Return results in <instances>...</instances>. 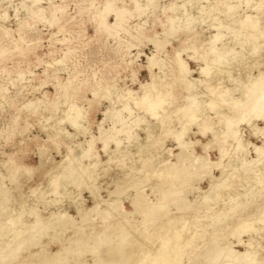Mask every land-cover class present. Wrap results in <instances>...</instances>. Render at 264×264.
Segmentation results:
<instances>
[{"label":"rangeland","instance_id":"1","mask_svg":"<svg viewBox=\"0 0 264 264\" xmlns=\"http://www.w3.org/2000/svg\"><path fill=\"white\" fill-rule=\"evenodd\" d=\"M119 10L121 12L118 15L122 20L117 22L116 11ZM247 16L258 24V27L255 25L256 31L254 27H242L241 23ZM170 18L172 21H169ZM260 32L263 34L259 37ZM217 33L221 35L220 38L210 44L211 37ZM250 34L257 37L254 39ZM153 38L162 41L164 46L156 48L151 42ZM263 41L262 0H36L35 3L31 0H0V191L11 199L6 203L0 200V223L9 216L20 218L16 228L8 224H2L3 229L0 226V259L1 256H7L6 246L15 248L14 235L10 231L12 228L23 230L21 223L34 221L36 214L43 222L51 221V212L65 211L78 224L69 231L64 230L61 238L73 236V232L78 230L77 234L83 233L81 239L87 240V243L84 241L81 244L93 246V239L89 235L95 232L94 229L101 230L106 223L111 226L119 221L122 228L113 227L114 232H110V236L121 242L125 232L130 234L129 239L133 238L137 243L128 244L135 248L140 246L135 259L138 261L137 258L142 259L145 251L152 254L159 248L154 238L149 241L146 236H160L164 232L163 229L162 233L153 230L155 226L147 228L145 224L147 230L144 227L145 214L140 211L135 213L130 202L137 196L139 189L142 197L149 202L147 206H152L158 203L163 195L161 193L173 184L172 188L175 186L181 193L180 198L170 196L172 200L169 197L170 201H166L169 217L172 221L178 218L189 223L196 219L200 233L190 256H183V264H195L196 253L200 258L202 249L208 247L211 238L215 237L221 238L220 244L224 248L230 246L231 250L233 248L234 252L240 254L245 247L237 244L233 232L235 225L239 226L242 220V224L248 221V225L251 224L257 232L243 233L239 240L246 242L252 239V248L258 252L254 262L264 264V231L260 230L264 223L257 221L264 210V193L259 194L261 185L254 178L255 173L264 170V158L261 162L249 163L257 158L253 148L248 146L246 154L242 156L234 152L229 140V147L225 144L228 153L220 156L217 151L219 146L210 133L202 135L197 126L199 121L201 123L211 117L210 123L215 128L224 129V123L206 106L207 100L216 98L218 93L225 99L231 95L240 96L245 85H248V76H255L260 70L264 72ZM212 45L219 49L230 48L229 54L225 56L230 61L228 64H213L215 55L210 50ZM176 55L187 62L190 69L188 78L199 79L192 88L184 86L177 78ZM206 63L211 68L208 76L199 73V67ZM148 86H151L153 95L162 93L167 98L163 110H158L160 116L157 118L152 117L144 107H135L134 104L136 99L144 96ZM208 86L216 87L217 92L211 95ZM128 91L134 99L128 98ZM190 97H195L199 103L194 117L200 118L192 123L187 115ZM71 105L81 113L77 120L78 126H72L66 118L73 115L68 110ZM126 108H131L133 114ZM226 108L223 107L221 111L233 117L235 112L231 111L233 114H230V108ZM118 120L119 123L116 122ZM250 125L264 127L263 122L254 117L250 118ZM250 125L245 122L237 125L242 138L264 149V135H253ZM104 132L110 136L106 148L103 143ZM114 139L120 141L118 146ZM180 141L190 142L188 149L191 152L187 148L186 151L191 157L205 155L208 162H214L211 172L205 170L196 174L194 169L197 165L190 168L180 153L182 159H178L177 153L183 149L177 145ZM207 142L213 145L210 143V148L203 150L202 144ZM238 160L246 165L249 171L246 176L236 170L240 163ZM221 165L222 171L218 167ZM176 166L185 168L186 172L177 173L173 169ZM69 169L75 172L71 176L66 175ZM63 173L66 176L63 177ZM241 175L246 178H237ZM136 182H139L138 186ZM209 184H217L218 188H210ZM226 184L232 187L228 188ZM115 188H121V192L118 189L119 195L109 194ZM205 193L208 196L204 197ZM234 194H239L236 197L238 199L232 201L229 196ZM112 200L121 201L128 215L126 218L122 215L115 219L116 212L108 208ZM186 202L192 208L177 212L176 206ZM235 202L243 205L236 210L234 208L238 206L232 205ZM5 206L10 209L3 211ZM93 207H97L98 212L100 209H106L108 213L110 211V219L104 220L94 211L90 215L94 222L83 221L77 209L85 211ZM159 213L155 211L150 216ZM165 219L157 224L163 223ZM171 220L169 222L172 223ZM119 229L123 235H120ZM46 230L44 238L41 236L36 246L25 249L23 253L21 251L20 256L28 257L30 253L39 251L41 243L49 241L51 229ZM115 230L120 233L117 235ZM186 234L188 236L190 233ZM167 236L173 237L174 234L170 231ZM101 245L102 249L108 247L106 244L105 248ZM44 246L55 250L58 243L52 245L51 242ZM69 247L75 249L76 244ZM76 254L75 251L70 253L71 256L68 254L63 261L66 264H76L82 260L88 264H101L92 258L90 252L81 254L82 259ZM28 260L34 264L41 263V259L36 256ZM14 262L10 263L17 264L16 260Z\"/></svg>","mask_w":264,"mask_h":264},{"label":"bare ground","instance_id":"2","mask_svg":"<svg viewBox=\"0 0 264 264\" xmlns=\"http://www.w3.org/2000/svg\"><path fill=\"white\" fill-rule=\"evenodd\" d=\"M32 3H35L36 0H31ZM38 1V0H37ZM247 1V0H246ZM264 1V0H262ZM107 8V7H106ZM105 8V9H106ZM109 8V6H108ZM110 9V8H109ZM229 9H232L231 7ZM121 12L120 10L119 11H116V21L120 22V20H122V18L118 15V13ZM169 21H172V19L170 18ZM242 27L247 29L246 27H250V28H253L254 27V31L255 30V25L257 26L258 24L255 23V21L251 20V18L249 16L246 17V20L244 22L241 23ZM258 27V26H257ZM256 27V29H257ZM240 31V30H239ZM246 32V31H245ZM263 32H260V34L258 35L259 37L262 36ZM167 35V34H166ZM248 35V33H247ZM220 34L217 33V34H213V36L211 37L210 39V44L211 43H214L216 42V40H218L220 38ZM225 36V35H223ZM233 36V35H231ZM239 36V35H238ZM249 36H251L252 38H256L257 36H254V34H250ZM248 36V37H249ZM241 37V36H240ZM239 37V38H240ZM247 37V38H248ZM238 38V37H237ZM165 39V38H164ZM240 39L243 40V38L241 37ZM239 39V40H240ZM246 39V38H245ZM250 39V37H249ZM238 40V41H239ZM252 40V39H250ZM249 40V41H250ZM255 41V40H254ZM151 42L154 44V46L156 48H161L163 43L162 41H160L159 39L157 38H153L151 40ZM247 42V41H246ZM245 42V44H246ZM257 42V41H256ZM264 42V41H263ZM165 43V42H164ZM226 43V42H225ZM248 43V42H247ZM227 45V44H226ZM164 46V45H163ZM253 46H254V43H253ZM260 47V46H259ZM242 48V47H241ZM257 48V47H256ZM210 50L211 52L215 55V58L212 60L213 61V64H228L230 61H228V59L225 58L226 54H229L228 52L230 51V48L229 47H223V48H218V47H215L214 45H212L210 47ZM238 50V49H237ZM243 50V49H242ZM197 51V50H196ZM257 51V49H256ZM236 52V51H235ZM232 53V52H231ZM234 53V52H233ZM246 53V52H245ZM180 54V51L179 53ZM197 54V53H195ZM253 54V53H252ZM256 54V53H255ZM254 54V55H255ZM236 55V54H235ZM187 57V56H186ZM189 57V56H188ZM187 57V58H188ZM192 57V56H190ZM200 57V55H199ZM176 62H177V69H178V76L177 78L179 79V81L184 84V86L188 87V88H192L194 85L193 83L195 82H198L199 79H189L188 78V75L190 73V69L188 67V64L185 60H183L180 55L177 56L176 55ZM191 59V58H190ZM231 59V58H230ZM192 60V59H191ZM211 64V62H210ZM205 66H200L199 67V73L201 74H207L206 76H208V73L209 71L211 72V68L210 66L208 65V63L204 64ZM198 69V68H197ZM220 71V70H219ZM150 72V71H149ZM198 72V71H197ZM218 73V71L216 72ZM200 75V74H199ZM201 76V75H200ZM249 79H247V83L248 85L246 86L245 84V90L243 91V93L240 95V96H237V97H234V96H230L229 98L225 99L223 96H221V94H217L216 98L213 97V99H209L207 100V105L211 110L214 111V113L216 114V117L219 118L218 120H220L222 123H224V129H217L215 128V126L210 123L211 120H210V116L208 115V117L210 118H205L204 120L198 122L197 126L199 127V133H201L202 135H206V134H209L212 136V138L216 141V144L218 147V152H219V155L222 156L224 155L225 153L227 154L228 153V149H227V146L229 147V144L228 143V140L229 142H231V147L232 149H234L233 151L244 156L246 154V151L248 149V146H251L253 148V151L254 153H256L257 155V158H253V159L249 162H253V163H258V162H261V159L264 158L263 155H264V149L261 147V146H258V145H251L250 142H247V141H244V139L242 138V134L238 131V128H237V125L242 123V122H245V124L247 125H250V118H258L260 119L263 124H264V72L263 71H259L257 75L255 76H248ZM234 80V79H233ZM237 80V79H236ZM151 82V81H150ZM153 85V84H152ZM201 85V84H200ZM206 85V84H205ZM142 86V85H141ZM144 86V85H143ZM156 86V85H155ZM169 86V85H168ZM198 86V85H197ZM147 87V85L145 86ZM162 87V86H161ZM154 88V87H153ZM157 88V87H156ZM196 88V87H195ZM161 89V88H160ZM155 90V89H154ZM207 90H209L211 92V95H214L216 91V87H210L208 86ZM237 90V89H236ZM156 91V90H155ZM170 91V89H169ZM145 92V90H144ZM157 92V91H156ZM161 93V92H160ZM170 93V92H168ZM167 94V93H166ZM171 94V93H170ZM169 94V95H170ZM209 94V93H208ZM129 97L128 98H133L132 97V93L130 91H128V94ZM143 95V94H142ZM168 95V96H169ZM202 95V93H201ZM167 96V95H166ZM134 99V98H133ZM165 99H167L165 97V94L162 95L161 94H154L153 95V90L151 89V86H148L144 96L141 98V99H136L135 101V107H144L145 111H147L152 117H155L157 118L158 116H160L158 114V110L162 109L163 110V105H165ZM187 101H188V98H186ZM191 99V97H190ZM206 104V103H205ZM204 104V105H205ZM69 105V104H68ZM199 105V103L197 102L196 98L193 97L189 104L187 105V108L188 106L189 109H188V120L189 122H196L197 119V116L194 117V112L196 110V106ZM32 106V105H30ZM33 107V106H32ZM128 107V106H127ZM167 107V106H166ZM184 107V106H183ZM223 107H229L230 108V111L228 113L230 114H233L231 113V111L235 112V114L232 116L228 115L227 113H224L222 110ZM35 108V107H33ZM207 108V109H209ZM76 108L73 107L72 105L69 107V111L73 112V115H70V116H67V120L68 122L72 125V126H78V123H77V120H78V117L80 116V112H78L77 110H75ZM128 109L129 112H131L130 114H133V111L131 108H126V110ZM138 109V108H137ZM125 110V111H126ZM226 110H228V108H226ZM77 111V112H76ZM182 111V110H181ZM180 111V112H181ZM186 111V110H185ZM201 111V110H200ZM208 111V110H206ZM161 112V111H160ZM184 112V111H183ZM199 112V111H198ZM197 112V113H198ZM80 113V114H79ZM128 114V113H127ZM129 114V115H130ZM250 114V115H249ZM236 115V116H235ZM187 118V117H186ZM190 118V119H189ZM215 118V117H214ZM120 119V118H119ZM160 120V119H159ZM124 121V120H123ZM141 121V120H140ZM117 123L120 122V120L116 121ZM115 122V123H116ZM137 123V122H136ZM216 123V122H215ZM195 125V124H194ZM217 126V125H216ZM189 127V126H188ZM196 127V126H195ZM251 129H253V135H257V134H260L259 136H262L264 135V127L263 128H258V127H255L252 125H250ZM117 131H119V129H116ZM184 131V130H183ZM186 131V130H185ZM105 133V132H104ZM198 133V131H197ZM252 135V134H251ZM180 136L182 137L183 136V132L180 133ZM179 137L178 139L180 140ZM227 138V139H225ZM109 139H110V136L109 134H106L104 135V140H103V143H104V148H106V145L109 143ZM177 140V141H179ZM115 141V145L118 146L120 144V141L118 139H114ZM213 141V140H212ZM214 141V142H215ZM188 142V141H187ZM184 142V141H180L179 145L182 149L181 152H178L177 155L179 156V153L180 155L183 157V161L184 162H187L190 166V168H194L193 166L194 165H197L198 167L195 168L194 170L196 174L198 173H201V172H205L206 171H209L211 168H212V165H214V162H208L206 160L205 155L204 157H200V156H196L195 158L191 157L189 155V153L186 151V148L188 149L190 146V142ZM199 142V141H198ZM194 143V142H191V144ZM197 143V141H196ZM210 143L212 142H207L205 144H202V147H203V150H208L210 148ZM221 143V144H220ZM215 144V145H216ZM225 144L227 145L225 147ZM195 145V144H194ZM213 145V143H212ZM211 145V146H212ZM92 148V147H91ZM227 149V150H226ZM192 150V149H191ZM188 151H190L188 149ZM87 152H89V150H87ZM191 152V151H190ZM194 152V151H192ZM86 153V152H85ZM195 153V152H194ZM196 154V153H195ZM225 154V155H226ZM192 155V153H191ZM198 155V154H197ZM207 155V154H206ZM170 156V154H169ZM179 156L178 159H182V157ZM225 157V156H224ZM230 157V156H229ZM239 157V156H238ZM177 159V160H178ZM219 159V158H218ZM242 159V158H241ZM240 159V160H241ZM238 160V161H240ZM237 161V159H236ZM235 161V162H236ZM153 163V162H152ZM239 163V162H238ZM244 162L240 161V163L237 165V171H241L243 172L242 174H244L246 176V174L249 172L248 170H246V165L244 166L243 164ZM248 163V165H249ZM10 164V163H9ZM12 164V163H11ZM145 164V163H144ZM150 164V163H148ZM151 165V164H150ZM10 166V165H9ZM141 166V165H140ZM148 165H146L147 167ZM145 167V165H144ZM219 168H221V171H222V165L221 167L218 166ZM249 166H247L248 168ZM252 167V165H251ZM143 168V167H142ZM215 168V167H214ZM14 169V168H13ZM174 171H176L177 173H183V172H186L185 168H182L181 167H173ZM179 169H181L182 171H180ZM224 169V168H223ZM83 170V169H82ZM130 170V169H129ZM128 170V171H129ZM141 170V169H140ZM212 170V169H211ZM210 170V172H211ZM233 170V169H232ZM24 171V170H23ZM77 171V170H76ZM86 170H84L83 172H85ZM173 171V173H174ZM79 172V170H78ZM131 172V170H130ZM142 172V171H141ZM172 172V171H171ZM209 172V173H210ZM261 173H255L254 175L256 177L255 180L257 181V183L259 185H261V190L259 191V194H263L264 193V185H263V181H264V170L263 171H259ZM263 172V173H262ZM75 172L72 171V170H68L67 171V176H71L72 174H74ZM135 173V172H133ZM188 173H191V172H188ZM220 173V172H219ZM223 173H225V169L223 171ZM251 173V171H250ZM141 174V173H140ZM151 174V173H150ZM192 174V173H191ZM195 174V176H196ZM64 176V173L61 174ZM82 175V174H81ZM169 174H167L168 176ZM222 175V174H221ZM220 175V176H221ZM171 176V174H170ZM190 176V175H189ZM243 177V175L241 176H237V178L239 179H244L246 177ZM82 177V176H81ZM80 177V178H81ZM144 177V175H143ZM185 177V176H184ZM191 177V176H190ZM72 178V177H71ZM125 178V177H123ZM187 178V177H185ZM200 178V177H199ZM79 179V178H78ZM226 179V178H225ZM130 180V179H129ZM141 180V179H140ZM159 180V179H158ZM185 180V179H184ZM183 180V181H184ZM217 180V179H216ZM167 181V180H166ZM165 181V182H166ZM221 181V180H220ZM225 181V180H224ZM79 182V181H78ZM93 182V181H92ZM140 182V181H139ZM138 182V184H139ZM164 182V183H165ZM186 182V181H185ZM193 182V181H192ZM215 182V181H214ZM128 183V182H127ZM145 183V182H144ZM184 183V182H182ZM211 183V181H210ZM213 183V182H212ZM225 183V182H224ZM137 182H136V185L138 186ZM220 184V183H219ZM222 184V183H221ZM129 185V184H128ZM131 186H133V184H130ZM129 185V186H130ZM135 185V186H136ZM161 185V184H160ZM179 185V184H178ZM184 185V184H183ZM193 185V184H192ZM217 185V184H216ZM216 185L214 184H209L208 186L210 188H213V187H216ZM227 185V184H226ZM125 186V185H123ZM136 186V187H137ZM140 186V185H139ZM143 186V185H142ZM158 186V185H157ZM164 186V185H163ZM168 186V185H167ZM166 186V187H167ZM173 184H171V188L168 189L164 192V193H161L162 197H160V199L158 200V203L152 205V206H147V204L149 203L148 201L145 200L144 197H142L141 195V192H139V189L137 190L138 192L137 193V196H134L135 198H133L131 200V206L133 208V211L135 213H138L139 211L142 212V214H145L144 217L145 220H144V227H145V224H146V227L148 228L149 226H155L154 229L157 230H160L161 232V229L162 232H164L163 235H154V237L152 236H146L149 241L151 240V238L154 240V242H158L159 243V248L157 249V252L155 253H150V251H145V255L143 256L142 259L140 258H137L136 259V255L138 254V250H140V246H138L137 248L134 247V245H130L128 243L132 242V243H137L135 239L133 238H130L129 239V235L127 232H125V236H123L122 241L121 242H118L115 240V238L111 237L110 236V232H114V229L113 227H121L122 228V223H118L119 221L114 222L111 224V226H107L108 223H106L107 225L106 226H103L104 229L101 227H99L101 230H97V229H94L95 232H93L90 236V238L93 239V246L89 245H82L85 240L81 239L80 235L83 234L81 233L80 235L77 234L78 233V230H76L75 232H73V236L69 235L65 238H61L62 236V232H64V230H67L69 231L70 229L74 228L75 226H77L78 222L71 220L73 219L72 217L70 218V215H67L65 213V211H57V212H51V214L49 215V217L51 218V221H43L41 222L40 219L41 217L39 215H35L34 216V221L32 222H29L28 224L26 223H21L22 226H24V229L23 227L21 229L23 230H17V229H14L16 228L17 225H19V217H17L16 219L12 218L11 216L7 217V219L5 220V222L3 223H0V226L2 224H8L10 227H14L12 228L10 231L13 233L14 237L12 239H14V244H11V245H14L15 248L11 249L9 248L10 246H6L7 247V256H1V263L0 264H11L10 262H14L16 260V263L17 264H34L33 262L29 261L28 258L30 257H39L41 259V263L42 264H64L65 261H63L65 258H67V256L70 255V253L72 254V252L75 251V253L77 252L78 257H81V254L85 255L84 252H90V254L92 255V258L96 259L97 261H100L98 263H101V264H183L182 263V260L184 259L183 256L187 255L188 257L190 256V252H192V250L195 249V243L198 241V237L200 236V233L199 231L197 230V220L195 219V221L189 223V222H186L185 220H181L179 221L178 218L177 220L176 219H173V221L171 220V218L169 217V214L170 212L167 211L168 208H165V204L167 203L166 201L169 199V197L171 196H177L180 198V193L181 191L178 190V188L176 189V187L174 186L172 188ZM230 185H227V187L229 188ZM53 187V186H52ZM90 187V186H89ZM128 187V186H127ZM180 187V186H179ZM225 187V186H224ZM232 187V186H231ZM88 188V187H87ZM96 188V187H95ZM94 188V189H95ZM122 188V187H121ZM120 188V189H121ZM185 188V187H183ZM208 188V187H207ZM218 188V187H216ZM227 188V189H228ZM93 189V187H92ZM119 189V188H118ZM118 189L115 188L114 191H110L109 194L111 193H114V194H118L119 195V192H118ZM119 189V190H120ZM215 189V188H214ZM89 190V189H88ZM123 190V189H122ZM230 190V189H229ZM92 191V190H91ZM211 192V190H209ZM208 191V192H209ZM215 191V190H213ZM32 192V190H31ZM95 192V191H94ZM93 192V193H94ZM121 192V190H120ZM206 191V193H208ZM204 195V197L208 196V195ZM212 193V192H211ZM183 194V193H182ZM181 194V195H182ZM210 194V193H209ZM97 195V194H95ZM117 195V196H118ZM136 195V194H135ZM239 194H234V195H230L229 199L232 200V201H235L237 200L238 198H236ZM160 196V195H159ZM216 196V195H215ZM232 196V197H231ZM0 200H2L4 203L6 202H9V197L8 195H6L4 192L0 191ZM97 197V196H96ZM170 197V198H171ZM202 197V196H201ZM199 197V199L201 198ZM210 197V196H209ZM227 197V196H226ZM39 198V197H38ZM37 198V199H38ZM178 198V199H179ZM205 199V198H203ZM98 200V199H97ZM102 200V199H101ZM157 200L155 202H157ZM172 200V198H171ZM177 200V199H176ZM175 200V201H176ZM160 201V202H159ZM170 200H168L169 202ZM183 201V199L181 200ZM229 201V200H228ZM148 202V203H147ZM203 202V201H202ZM230 202V201H229ZM152 203V202H151ZM187 203V202H186ZM201 203V202H200ZM111 205L108 206L109 210L111 212H116V217L118 216H124L126 218L127 213H125L124 211V208L121 206V201L120 200H112V202L110 203ZM182 204V203H181ZM96 205V204H95ZM104 205V204H103ZM106 205V203H105ZM233 206H238L237 208H234V209H238L239 207H241L243 204L242 203H234L232 204ZM107 206V205H106ZM192 205H190V203H187V204H182L181 206H176V211L177 212H180V211H183V210H187L189 207H191ZM196 207V206H195ZM192 208V207H191ZM8 209H10L8 206H5L3 208V211H7ZM195 209V208H194ZM97 210V207L96 208H90L89 210H81V209H77V212H78V215L79 217H81V219H83V221L87 220V222L91 221L92 218H90V215L92 213H94V211ZM101 210V209H100ZM99 210L96 211L97 215L100 216L102 219L105 220V218H108L110 219L109 217L111 216L110 215V211L108 213V211L106 209H102L101 211ZM200 209H198L199 211ZM262 210V209H260ZM155 211H158L160 212L159 214H157L156 216L155 215H151V213H155ZM195 211V210H194ZM210 211V210H209ZM184 212V211H183ZM197 212V211H196ZM206 212V210H205ZM213 212V211H212ZM261 212V211H260ZM6 214L8 212H5ZM4 213V214H5ZM192 213V212H191ZM211 213V212H210ZM112 214V213H111ZM132 214V212H131ZM140 214V213H139ZM5 216L6 218V215H3V217ZM200 216V215H199ZM259 216V215H258ZM115 218V219H118ZM148 217H151L150 219ZM220 217V216H219ZM101 218H100V221H101ZM165 219V221L163 223H158V221H160L161 219ZM173 222L175 221H179L178 223H174L172 224L171 222H169L170 220ZM204 218V217H203ZM222 218H224V216L222 215ZM79 219V218H78ZM80 219V220H81ZM99 219V218H98ZM89 220V221H88ZM94 220V219H93ZM92 220V222H94ZM111 220H112V217H111ZM190 220V219H189ZM107 221V219H106ZM122 221V220H121ZM243 221V220H242ZM241 221V222H242ZM251 221V220H250ZM255 222L259 221V222H263L264 223V210H263V213L261 212V215L259 216V219L254 220ZM139 222V221H138ZM240 222L239 226L235 225L236 229L234 230V234L233 236L237 239V244L238 245H242L243 247H245L244 251H242L240 254L234 252L233 248L232 250L230 249V246H228V249L225 247H223L220 242H221V238H211V240L209 241L210 242V245L208 244L207 246L208 247H202V251L200 252V258H198L199 256H197L198 254L196 253V256L197 258H195V261L196 263L195 264H228V262H233V264H249L252 262L255 261L257 255H258V252L256 250H254L252 247H253V240L252 239H249L247 240L246 242L244 241H241L239 240V237L241 234L243 233H249L251 231H254L255 233L257 232V229L252 227V225H248V221L244 224H242ZM75 223V224H74ZM239 223V222H238ZM124 224V223H123ZM172 224V225H170ZM3 225V226H4ZM114 225V226H113ZM199 225V224H198ZM1 226V229H3ZM126 226V225H125ZM142 226V225H141ZM200 226V225H199ZM145 227V228H146ZM234 227V228H235ZM36 228V231H34ZM37 228H39L37 230ZM120 228V229H121ZM127 228V227H126ZM139 228H143V227H139ZM146 228V229H147ZM192 228L194 229L192 231ZM32 229H34L32 231ZM46 229H51V232L48 234V237H49V241L45 244L49 245L51 242H52V245L56 243H58V247L55 249V250H51V249H46V246H44L45 244L41 243V245L39 246L40 250L39 251H36L34 253H30L28 255V257H23V256H20V252L22 251V253L25 251V249H28L32 246H36L37 243L40 241L39 239L41 238V236H45V230ZM111 229V230H110ZM119 229V230H120ZM129 229V228H128ZM151 229V227L149 228ZM259 229V228H258ZM264 231V226L260 229ZM83 230V229H82ZM118 230V231H119ZM124 230V229H123ZM148 230V229H147ZM232 230V229H231ZM117 235L120 233L117 232V230H115ZM121 231V230H120ZM140 230H138L139 232ZM146 231V230H145ZM172 232L174 234L173 237H168L167 234L168 232ZM47 232V230H46ZM61 232V233H60ZM83 232V231H82ZM109 232V233H108ZM131 232V231H130ZM152 232V231H151ZM150 232V233H151ZM161 232V233H162ZM90 233V232H89ZM122 233V231H121ZM134 233V232H132ZM141 233V232H140ZM155 233V232H154ZM159 233V234H161ZM186 233H190L188 236H186L185 234ZM24 234H27L26 236H23ZM77 234V235H76ZM136 234V232H135ZM138 234V233H137ZM146 234V232H145ZM204 234V233H203ZM202 234V236H203ZM229 234V233H228ZM85 235V234H84ZM113 235V234H112ZM120 235H123L120 234ZM142 235V234H141ZM148 235V234H147ZM114 236V235H113ZM133 235H131L132 237ZM143 236V235H142ZM11 237V236H10ZM207 237H210V236H207ZM224 237V235L222 236ZM229 237V236H228ZM44 238V237H43ZM112 238V239H111ZM119 238V240H121ZM138 238H142L143 237H139ZM145 238V237H144ZM11 239V238H10ZM141 239V240H142ZM126 240H128L126 242ZM227 240V239H225ZM87 241V240H86ZM85 241V242H86ZM174 241V244H171V242ZM84 242V243H85ZM91 242V241H90ZM122 242L124 244H122ZM126 242V243H125ZM144 242V241H143ZM223 242V241H222ZM82 243V244H81ZM87 243V242H86ZM147 243V242H146ZM224 243V242H223ZM40 244V243H39ZM72 244H76V248H72V247H69L70 245ZM101 244H103V248H105L106 245H108V247H106V249H102L100 246H102ZM106 244V245H104ZM140 244V241L138 243V245ZM232 244V243H230ZM10 245V244H9ZM111 245V246H109ZM129 245V246H127ZM143 245V243H142ZM175 245V247H174ZM57 246V245H56ZM79 246V247H77ZM175 248V249H174ZM201 248V247H200ZM54 249V248H53ZM74 250V251H73ZM201 250V249H200ZM199 250V251H200ZM212 251V252H211ZM199 253V252H198ZM69 254V255H68ZM74 254V253H73ZM76 254V255H77ZM88 254V255H90ZM139 255V254H138ZM71 256V255H70ZM138 257V256H137ZM142 257V256H141ZM84 258V256H83ZM91 258V256H90ZM82 259V257H81ZM93 259V261H94ZM140 259V260H139ZM18 260V261H17ZM69 260V259H68ZM76 260V259H75ZM74 260V261H75ZM194 260V259H193ZM192 260V261H193ZM43 261V262H42ZM63 261V262H62ZM92 261V263H93ZM147 261H150V263H148ZM67 262V260H66ZM76 262V261H75ZM74 262V263H75ZM225 262V263H224ZM258 262V261H257ZM15 263V262H14ZM13 263V264H14ZM37 263V262H36ZM39 263V264H41ZM256 262H254L255 264ZM66 264V263H65ZM76 264H88L87 261L85 260H82V261H78L76 262ZM94 264V263H93ZM185 264V263H184ZM192 264V263H191ZM194 264V263H193ZM257 264V263H256ZM259 264V263H258Z\"/></svg>","mask_w":264,"mask_h":264}]
</instances>
